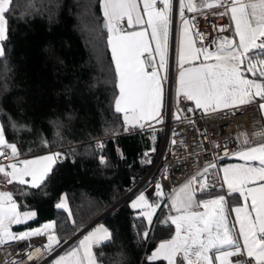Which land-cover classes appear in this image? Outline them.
I'll list each match as a JSON object with an SVG mask.
<instances>
[{
    "label": "snow or ice",
    "instance_id": "snow-or-ice-1",
    "mask_svg": "<svg viewBox=\"0 0 264 264\" xmlns=\"http://www.w3.org/2000/svg\"><path fill=\"white\" fill-rule=\"evenodd\" d=\"M13 7L14 0H0V58L5 56L4 42L8 39L6 14L10 15ZM101 7L115 65V87L119 90L114 96L115 112L123 113L125 132L146 126L152 129L148 121L163 123L165 117L164 84L169 79L166 57L173 21V0H101ZM204 9H222L213 14L221 18L228 16L234 24L233 37H221L214 51H209L202 43L195 47L189 37L190 28H195V17L186 18L185 10L203 15ZM179 17L183 39L178 59L177 104L183 97L185 101L194 103V108H187V112L201 110L205 115L226 109L239 110L240 106L254 104L264 112V0H196L195 3L193 0H179ZM124 20L128 28L134 25L145 27L139 31H126L121 26ZM226 30L222 27L220 32ZM194 35L200 41L205 38L199 31ZM150 42L155 45L159 62L157 67L153 60L151 71H148L142 57L144 53L151 57ZM197 60L200 61L198 66L185 67ZM247 74L253 78H248ZM182 111L177 107V113ZM5 115L0 111V160L7 156L9 163H0V184L16 183L40 189L52 173L53 165L63 159V154L57 152L25 158L27 153L22 152L16 142L7 139L6 127L13 133L30 129L18 125L10 116L6 126L3 122ZM174 119L193 123L186 115L174 114ZM56 134L59 136V132ZM237 139L241 150L230 155L245 164L222 168V183L215 176L209 178L210 169H215L216 164L208 162L178 190L165 194L162 185L157 183L153 193L155 201L150 203L147 195L141 192L131 202L133 210H141L138 217L147 221L140 234L143 240L149 238L153 216L165 197L171 201L170 208L176 213L168 218L175 226V235L160 242L147 257L149 261L163 260L167 264H264V183H259L264 181V128L251 138L247 133H239ZM41 145L49 146L46 138L41 137ZM97 147L102 149L103 142H98ZM101 162H105L103 157ZM250 162H258L259 166ZM225 185L226 194L212 195L213 189L219 187L223 191ZM198 192L207 198L197 199ZM234 194H238L244 203L231 207L230 212L235 214L233 222L229 219L227 197H234ZM165 206L169 207L167 203ZM55 207L68 211L71 217L66 195L61 196ZM35 219V211H20L14 194L0 190V247L27 242L23 255L29 261L33 260L31 252L40 248L44 250L46 259L62 247L56 221L21 232L12 231V226L26 225ZM164 223L167 225V221ZM40 237H45L46 242L41 245L32 243ZM111 240V231L104 225H98L49 264H98L94 247ZM63 243L67 244L68 240L64 239ZM242 255L246 256L245 261L231 259ZM0 264L8 262L5 259ZM11 264L19 262L13 259ZM37 264H40L39 260Z\"/></svg>",
    "mask_w": 264,
    "mask_h": 264
},
{
    "label": "trees",
    "instance_id": "trees-1",
    "mask_svg": "<svg viewBox=\"0 0 264 264\" xmlns=\"http://www.w3.org/2000/svg\"><path fill=\"white\" fill-rule=\"evenodd\" d=\"M6 16L0 111L6 114V126L10 116L30 129L13 133L6 127V137L27 154L53 148L63 154L40 189L13 183L11 191L20 208L36 212V219L27 225L56 221L63 241L117 202L141 178L146 164L141 162L140 152L152 145L150 131L125 132L121 113L115 112L118 88L100 0H14L13 11ZM161 134L162 128L156 127L154 146ZM41 137L47 139L48 147L41 145ZM98 138H103L102 149L97 147ZM215 192L218 189L212 190ZM62 195L67 196L71 217L55 207ZM132 195L98 220L112 233L111 242L93 249L101 264L163 262L147 257L158 241L173 233L171 222H159L167 219L171 203L161 202L149 238L143 240L140 234L147 221L138 217V209L131 208Z\"/></svg>",
    "mask_w": 264,
    "mask_h": 264
},
{
    "label": "built area",
    "instance_id": "built-area-1",
    "mask_svg": "<svg viewBox=\"0 0 264 264\" xmlns=\"http://www.w3.org/2000/svg\"><path fill=\"white\" fill-rule=\"evenodd\" d=\"M220 11L222 9L203 10V16H213L215 24L219 26V29L222 27L227 29L225 32L219 31L217 33L219 42L221 37H229L228 31L230 28L227 16L221 18L213 14ZM195 28L201 32L198 26H195ZM142 59L145 62L146 70L151 71V65L154 60L153 54L149 57V53H144ZM165 104L164 122L157 124L156 122H147L152 124L154 128L157 127L156 125H160L162 128L161 139L155 147L142 148L140 159L143 164H146V169L141 178L127 191V197L136 192H144L151 203L156 200L153 193L156 190L157 183L162 185V190L165 194H170L174 190H178L180 186L184 185L197 172L201 171L208 162L216 164L215 169H210L209 178L215 176L218 182L222 183L219 165L230 153L241 148L240 141L237 139L238 134L242 132L247 133L251 138L254 133L264 128L262 113L255 104L240 106L239 110L226 109L212 115H205L201 110L177 113V107L182 108L177 104L174 95L171 93L170 82L167 85L165 93ZM174 114H179L182 117L186 115L193 123H189L188 120L174 119ZM144 129H148V127L146 126ZM144 129L136 128L134 130ZM173 140H176L177 143L173 144ZM95 141L98 144V142L103 141V138H98ZM257 142H259V138ZM215 145H219V147H215ZM57 149L59 152L60 149ZM145 153H147V156ZM8 161V157L5 156L0 160V163L6 164ZM216 189L220 190L219 187ZM225 193V190H223V194ZM91 224H86L70 235L67 238V244L61 241L62 247L58 248L50 256H47L46 259H44V250L40 248L31 252L33 260L29 261L23 255L27 247V242H24L21 244L8 243L0 247V261L6 259L8 264H11L13 259H15L19 264H37L39 260L40 264H49V261L72 247L80 234ZM45 242V237L35 238L32 241L35 245H41ZM18 252L20 253L19 255L17 254ZM231 259L245 261L247 258L242 255L240 257H232Z\"/></svg>",
    "mask_w": 264,
    "mask_h": 264
},
{
    "label": "crops",
    "instance_id": "crops-1",
    "mask_svg": "<svg viewBox=\"0 0 264 264\" xmlns=\"http://www.w3.org/2000/svg\"><path fill=\"white\" fill-rule=\"evenodd\" d=\"M178 2H179V0H173V21H172V26H171V29H170V35H169V41H168V55L166 57V59L168 61V64H169L168 76H169V79H170L171 93L175 96L176 101H177V86H178L179 50H180L181 42H182V39H183L182 38V34H181V27L182 26H181L180 17H175V12H174L175 11V5H176V13H178V11H179V3ZM193 2L195 3L196 0H193ZM140 7H141V14L143 15L142 3L140 5ZM100 10H101V13H103L102 12V7H101V0H100ZM187 13H189V12H187V10H185V17L189 18V19H192L193 17H195V26H198L201 29L200 33H202L203 36L205 37L203 41H200L199 38L194 35V33L197 31L196 28H190L189 37L194 42V46L195 47H200L201 43H202L204 46L208 47L209 51H214L216 46H217V44L219 43L217 33L220 31V29H219V26L215 24L213 16H203L199 12L189 13V14H187ZM227 18L229 19V22H230V28H229V31H228L229 32L228 36L229 37H233L234 24H233V22L230 20V18L228 16H227ZM144 19L146 20V17H144ZM104 21H105V18H104ZM121 26L124 27L126 31H139L142 27H145V26H142V25H134L132 28H128L126 20L122 21V25ZM106 30H107V28H106ZM149 33H150V29H149ZM235 39L238 40V37H235ZM184 42L186 43V40ZM107 44H108V30H107ZM108 48H109V51H110V54H111V48H110L109 44H108ZM150 48L152 50L153 59H154L155 63L157 64V67H158L159 56L155 54V51H154L155 45H154L153 42H150ZM111 58H112V55H111ZM201 59H203V57H201ZM209 62H211V61H209ZM199 63H200L199 60L193 61L190 64H186L185 67L198 66ZM113 64H114V62H113ZM176 66H177V70H176ZM114 67H115V65H114ZM247 75H248V78H250V79L253 78L251 76V74H247ZM173 81H175L174 87H173ZM168 84H169V81H167L164 84V92L165 93H166V89H167V85ZM117 95H118V93H117ZM179 104L184 106L183 111H185V112H187V108H194V103L191 102V101H185L183 99V97L179 98ZM114 108H115V105H114ZM261 113H262V117H263V121H264V112H261ZM121 118H122V122H123V113H121ZM148 122H155V121H148ZM123 125H124V122H123ZM155 128L153 127L152 129H149L150 137L152 139L151 147H155L154 146V142H153L154 141L153 135H154ZM240 150H241V148L237 149L234 152H237V151H240ZM57 152H58L57 148L47 149V150H43V151L27 154V157H25V158L43 156V155H47L49 153H57ZM59 152H60V150H59ZM8 163H9V161L6 164H4V165H7ZM250 163H252L255 166H259L258 162H250ZM243 164H245V162L240 160L238 157L228 155L226 158H224L220 162V165H219L221 178L223 176V173L221 171L222 168L228 167V166H234V165H243ZM26 179H30V178H26ZM259 183H264V181L259 182ZM9 187H10V189H9ZM0 190L12 192L11 191V184L10 185L6 184V183L0 184ZM224 190H225V192H227V186L226 185L224 186ZM218 194H223V191L218 190V192H215L212 195L214 196V195H218ZM197 195H198V193H197ZM200 198H207V197L197 196V199H200ZM227 200H228V205H229L228 208H229V213H230L229 219H230V221L234 222L235 214L231 213L230 209H231L232 206H235L237 204H243L244 202H243V200L241 198H239L238 194H234V197H227ZM168 201H170V200H168ZM170 203H171V201H170ZM249 204H250V201H249ZM27 210L35 211L32 208H20V211H27ZM199 210L202 211V209H199ZM171 215H176V213L174 211L168 212L167 213V219ZM49 221H52V220H50V219L49 220H45V221H42V222H40L38 224H34V225H27V224L26 225H14V226H12V231L21 232V231H24L26 228H36V227H39L40 225H42L43 223L49 222ZM169 222H171V221L169 220ZM173 228L174 229H173L172 235L169 238L162 239V240L158 241L157 244L153 247V249L149 253L148 257L151 256L152 252L157 248V246L159 245L160 242L165 241V240H169L175 235V226L174 225H173ZM92 229H94L93 226L91 227V230ZM98 264H101V263L98 261ZM161 264H167V262L163 261Z\"/></svg>",
    "mask_w": 264,
    "mask_h": 264
},
{
    "label": "rangeland",
    "instance_id": "rangeland-1",
    "mask_svg": "<svg viewBox=\"0 0 264 264\" xmlns=\"http://www.w3.org/2000/svg\"><path fill=\"white\" fill-rule=\"evenodd\" d=\"M179 3V2H178ZM102 12H103V10H102ZM175 17H179V11H178V13H176V5H175ZM103 14V13H102ZM108 36H109V33H108ZM173 50V49H172ZM176 70H177V66H176ZM177 72V71H176ZM168 81L170 82V79H168ZM174 85H175V81H173V87H174ZM173 92V91H172ZM174 98H175V96H174ZM157 124V123H156ZM157 127H160V125H156ZM9 189H10V187H9ZM140 192H136V193H134L133 195H132V197L129 199V203H130V205H131V202L136 198V196L139 194ZM229 206V205H228ZM141 210L140 209H138V212H140ZM98 225H103L101 222H98V221H95V222H93L92 224H91V226H89L85 231H83L81 234H80V236L76 239V241L74 242V244L75 243H77L80 239H82L83 238V236L84 235H86L89 231H91V227L93 226L94 228L95 227H97ZM105 227V226H104ZM76 232V231H75ZM74 232V233H75Z\"/></svg>",
    "mask_w": 264,
    "mask_h": 264
},
{
    "label": "water",
    "instance_id": "water-1",
    "mask_svg": "<svg viewBox=\"0 0 264 264\" xmlns=\"http://www.w3.org/2000/svg\"><path fill=\"white\" fill-rule=\"evenodd\" d=\"M103 27H105V21L102 22ZM128 193H126L123 197H121L117 202H115L113 205H111L110 207H108L105 211H103L102 213H100L98 216H96L94 219H92L89 223H87V225L99 220L108 210H110L115 204H117L118 202H120L121 200L125 199L127 197ZM165 221H167V223L169 222L168 219L159 221L160 223H164ZM165 224V223H164Z\"/></svg>",
    "mask_w": 264,
    "mask_h": 264
}]
</instances>
